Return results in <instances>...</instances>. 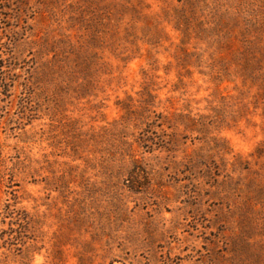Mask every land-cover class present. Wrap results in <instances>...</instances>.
Listing matches in <instances>:
<instances>
[{
	"label": "rangeland",
	"instance_id": "374dc122",
	"mask_svg": "<svg viewBox=\"0 0 264 264\" xmlns=\"http://www.w3.org/2000/svg\"><path fill=\"white\" fill-rule=\"evenodd\" d=\"M253 184L264 0H0V264H264Z\"/></svg>",
	"mask_w": 264,
	"mask_h": 264
},
{
	"label": "trees",
	"instance_id": "16d2710c",
	"mask_svg": "<svg viewBox=\"0 0 264 264\" xmlns=\"http://www.w3.org/2000/svg\"><path fill=\"white\" fill-rule=\"evenodd\" d=\"M195 1L196 0H188V5L190 7V13L195 12ZM183 11H185L183 8L181 10H179V14L184 18L185 14ZM185 18L187 19V17H185ZM254 186H256L255 187L256 190L252 194H255V196H256L255 200L258 201V204H261L262 206H264V188L261 187L260 185H254ZM249 197H248V203H247L248 212H250L251 209L253 210L255 208V205L251 201L252 197H250V198ZM262 212H264V210ZM243 217H247V219L250 220L249 214L246 211L243 214ZM263 218H264V216H263ZM261 230H262L263 235H264V224H261ZM240 236H241V239L244 238L242 235H240Z\"/></svg>",
	"mask_w": 264,
	"mask_h": 264
}]
</instances>
